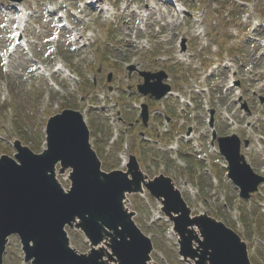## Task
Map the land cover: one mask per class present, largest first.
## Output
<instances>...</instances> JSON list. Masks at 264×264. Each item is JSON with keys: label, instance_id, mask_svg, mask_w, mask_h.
Masks as SVG:
<instances>
[{"label": "rangeland", "instance_id": "obj_1", "mask_svg": "<svg viewBox=\"0 0 264 264\" xmlns=\"http://www.w3.org/2000/svg\"><path fill=\"white\" fill-rule=\"evenodd\" d=\"M164 1L0 0V156L13 157L16 140L40 154L49 118L64 110L80 111L105 172L118 168L123 154L136 155L148 179L172 178L193 216L206 214L224 223L247 243L252 263L264 264V188L250 200L240 198L209 127L214 112L218 135L237 133L250 141V149L258 144L264 149V0H248L245 6L233 0L238 7L231 2L222 7V0H177L172 8ZM181 4L186 13L177 16ZM16 8L27 10L22 38L27 45L15 51L11 31L18 25L11 20ZM59 15L67 18L65 28H59ZM60 62L65 72L54 73ZM130 65L166 71L177 91V97L166 100L170 108L165 105L174 117V132L160 142L140 141L141 134L154 138L156 133L136 124L129 102H145L152 110L161 109V103L137 95L141 78L129 74ZM130 86L133 98L124 93ZM189 129L196 137L187 142L182 133ZM172 145L178 150L169 151ZM243 153L262 174L264 153ZM57 178L70 187L68 173L58 172ZM126 204L153 242V263L186 264L180 261L177 238L161 203L147 193L128 195ZM66 231L74 249L89 252L80 230ZM3 264H30L24 262L17 236L10 238Z\"/></svg>", "mask_w": 264, "mask_h": 264}, {"label": "water", "instance_id": "obj_2", "mask_svg": "<svg viewBox=\"0 0 264 264\" xmlns=\"http://www.w3.org/2000/svg\"><path fill=\"white\" fill-rule=\"evenodd\" d=\"M142 76L145 84L139 90L145 96L161 100L170 91L162 83L164 73ZM142 117L146 124V106ZM46 133L48 149L42 154L18 141L15 160L8 156L0 159V264L12 235L20 237L26 262L34 260L32 264H148L152 242L136 225L135 214L125 207L126 196L143 193V186L162 203L163 212L173 222L180 238V255L186 262L251 264L246 244L232 230L206 215L192 219L172 180L160 176L146 182L136 157H131L127 173L102 172L80 112L65 110L50 118ZM219 142L230 163L229 177L240 187L241 197L248 199L264 179L254 174L240 155L237 136ZM58 165L61 174L72 170L68 192L56 179ZM66 226L83 231L92 246L89 254L71 248Z\"/></svg>", "mask_w": 264, "mask_h": 264}, {"label": "bare ground", "instance_id": "obj_3", "mask_svg": "<svg viewBox=\"0 0 264 264\" xmlns=\"http://www.w3.org/2000/svg\"><path fill=\"white\" fill-rule=\"evenodd\" d=\"M98 3H103V0H98ZM90 10H91L92 13L95 12L94 8H91ZM193 137H195V134H193L192 136H189L188 139H193ZM182 192H184V189L182 190ZM103 247L105 248V246H103Z\"/></svg>", "mask_w": 264, "mask_h": 264}]
</instances>
